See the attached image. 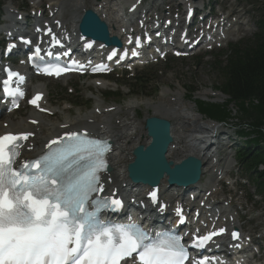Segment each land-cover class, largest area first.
Instances as JSON below:
<instances>
[{
  "label": "snow or ice",
  "instance_id": "6c2138e0",
  "mask_svg": "<svg viewBox=\"0 0 264 264\" xmlns=\"http://www.w3.org/2000/svg\"><path fill=\"white\" fill-rule=\"evenodd\" d=\"M65 70L59 65L46 69L49 75ZM14 76L18 73H9L4 91L22 96L19 89L9 88ZM41 98L38 94L31 103L39 107ZM30 135L0 136V264H125L130 259L134 264H186L189 256L179 236L162 233L161 239L149 242L151 237L141 226L100 218L102 208L123 206L119 199L94 196L103 191L99 175L106 168L103 141L70 132L53 140L46 154L25 160L20 142ZM58 143L63 146L53 150ZM217 234L198 237L197 245ZM232 235L239 238V233Z\"/></svg>",
  "mask_w": 264,
  "mask_h": 264
},
{
  "label": "bare ground",
  "instance_id": "6f19581e",
  "mask_svg": "<svg viewBox=\"0 0 264 264\" xmlns=\"http://www.w3.org/2000/svg\"><path fill=\"white\" fill-rule=\"evenodd\" d=\"M93 0H89V2H92ZM131 0H125V3H130ZM174 0H170L169 3H173ZM86 0H68L66 3H61V7L55 6L53 12L55 15L59 18L61 22H63L64 29H67V26L64 23V20L62 19L64 12H70L71 14V24L69 28V34L72 37H77L78 35V25L81 27V33L83 29V20L86 17L87 14H83L82 21L80 20L81 12H84V6H85ZM69 6V9L66 6ZM92 6L95 8L94 11H96L97 14L101 16L103 20H105L108 24V27L110 29V33L108 35V41H112L114 37H120V33H122L125 29H131V27H134L133 23L131 21L123 22L120 19V11L116 10L118 8V5H114L113 1L109 0H103L100 3H94L92 2ZM8 10L11 11V8L8 7ZM120 10V7H119ZM105 18H104V16ZM13 15H10V22H8L7 29L9 31H13L12 27H14L13 23ZM61 17V18H60ZM57 19V18H56ZM62 19V20H61ZM144 24V23H143ZM140 27V25H139ZM138 29V28H137ZM165 92L164 94H166ZM176 96L178 97V106L176 105H168L163 106V103L159 102V104H154L151 102H147L146 106L149 108H152L154 110V113L160 114V118L167 119L171 121V118L176 119V115L183 112V114L186 115L187 120L191 122V125H177L176 122L174 125V128L172 130V135L174 138L173 145L175 144V148H171L168 151L166 155L167 162L172 164L173 166H180L182 163V160L185 157L188 156H194L199 158L200 160L205 161V166L203 170V177L208 176V182L205 183V185H201L200 187L212 185L215 183L214 177H213V170H215L214 163L217 162L216 157L213 159H209L210 155L208 153H205L203 157L200 156L201 151L200 144H197V142L200 139H206L207 133L212 134L213 131L209 132L206 131V125L202 123L201 120L197 119V116L194 113H191L188 111V109L185 112V105L184 101L181 98L180 93H177ZM183 101V102H182ZM135 107V104H130L127 106L128 111H132V109ZM177 109V112H169L171 109ZM187 107V106H186ZM97 109H100L97 107ZM112 110V109H111ZM102 114L101 116L96 115L94 112H90L89 114L85 116H77L74 118H68L63 119L64 122H59L58 124H46L43 119H39L40 123L39 126L33 127L30 125L28 120H15L12 117H7L6 121L8 122V127H4L3 124L0 123V130L1 133H18V132H25L30 131L32 133H36L35 140L27 144V146L24 148V154L23 156L25 159L32 158L36 156L39 152H41L47 140L50 138H53L57 136L58 134H61L65 131L71 130V129H82L84 131H87L91 134L95 135H104L106 137L112 138L114 141V149H113V156H112V171L107 176V179L105 181V186L108 187V191H110V194L116 192V189L119 185L124 186L123 193L128 194L131 192L129 190V186L127 184V172L129 169V166L131 162L133 161V151L136 147L139 145H142L144 147L149 145V139L146 138V135L143 136L142 128L138 124L130 123L128 120L120 121L118 120L117 116L118 113L121 112L120 108H116V110L113 113H108L101 109ZM37 116V115H35ZM31 116L29 118L30 122L33 120H37L36 117ZM69 117V116H68ZM154 117V118H159ZM118 121L117 123L115 121ZM180 123V122H179ZM202 123V124H201ZM201 125V126H200ZM63 126H67V129L63 130ZM180 130H184L180 134ZM0 133V134H1ZM143 136V137H142ZM210 150V148H208ZM212 156V155H211ZM165 177L162 179L160 183H162L163 186H166L167 181L170 180H164ZM111 180L112 183H108V181ZM203 183V182H202ZM201 183V184H202ZM206 186V187H207ZM122 189V188H121ZM215 186L212 187V190L210 191V199L215 200V194H214ZM178 191L176 189H173L168 193V199H172L174 197H178L176 194ZM142 194H138L137 198H139ZM225 214V213H224ZM221 217V216H220ZM214 220L210 226H214L217 223L223 224V220L221 218ZM253 257V255L250 257V259ZM247 259L244 261H238L235 264H244L246 263Z\"/></svg>",
  "mask_w": 264,
  "mask_h": 264
},
{
  "label": "rangeland",
  "instance_id": "374dc122",
  "mask_svg": "<svg viewBox=\"0 0 264 264\" xmlns=\"http://www.w3.org/2000/svg\"><path fill=\"white\" fill-rule=\"evenodd\" d=\"M68 0H57L55 6L61 7V3H66ZM242 3L243 2H239L238 0H231V3ZM250 2L254 3V0H251ZM45 4L47 3L46 1L44 2ZM12 6L15 8H20L21 10H25L27 8H29V11L34 9V4L32 2V0H13ZM88 7H91V5L89 3ZM171 4V3H170ZM227 7H229V5H227ZM83 12H81L82 14ZM71 14L70 12H64L62 19L64 20V23L67 27L70 28V24H71ZM69 21V23L67 21ZM253 31L252 34H254ZM250 34L247 37H251ZM212 60L210 63L204 64V65H196L194 64V62L190 61V62H173L168 64L167 66L161 68V70H158V73H156V77L155 79L148 85V87L146 89H136V92L142 93V95H133L130 96L129 94V84L128 81L124 78L119 79L117 82V90H121V94H123V97H120L119 100H123L122 102H118V101H107V103L105 102L106 105H118V103H122V105L125 104L126 105L131 102L130 104H135V107H138L136 113L134 112V116L132 114V111H128L127 106H129L130 104H128L126 106V109L124 110V114H122L123 110L121 109V112L118 113V120L120 121H125L128 120V122L130 123H134V124H138L139 126H141L142 128V133L143 136L146 135L144 130H143V125L144 124V120L145 118H151V117H159L160 114H156L154 113V110H152V108H149L148 106H146L147 102H151L154 104H159V102L163 103V106H168L169 103L166 105V102L162 101V99L159 100V94H162L163 92L165 93V91H167L169 93V95H176L177 91H182L183 93H187V91H193L195 94L194 99H190V101L188 100V96L189 95H185V99H184V104L186 103L188 107H192L193 110L196 109V112L191 111V113H194L195 115L193 116H197L198 120H201L202 123L204 124H208L206 122L208 121H213L212 119L207 118L204 115H201V117L197 114V108L195 107V103L198 106V102H202L205 104H209V105H221L226 103L229 99H227L226 97L221 96V93H219L217 91V85H219L222 80H221V76L219 75L218 70L215 68L214 64H213ZM184 63V64H183ZM203 64V63H202ZM160 71V72H159ZM94 81L92 80H85L82 81L80 84V88L84 87L83 85L86 84L85 88H88L86 91H84V89H82V95H80V97H83L82 101H78V99H70L67 94H66V85L70 86V85H75L76 81L74 80H65L61 83H55V82H51V81H41V83H37L35 84L36 87L38 86H44L45 89H47L48 92V98L50 99V101L52 102V105L54 106V108H52L53 111L56 112L57 116L56 117H49L46 118V122L49 124L52 123H56V122H61L63 119H68V118H74L77 116H85L87 114H89L90 112H92V109L95 107V100H93V96L95 94L100 95V97L102 96V92L103 90L97 92L98 90L94 87L91 86L89 87L90 84H92ZM35 86H31V89H33ZM96 87H101L98 84H95ZM97 92V93H96ZM145 92V94H143ZM147 93V95H146ZM60 95L62 98L60 100V102L57 103V101H59V97L55 98L54 95ZM152 95V96H151ZM181 95V94H180ZM66 97H68L69 99H67ZM119 98V97H118ZM72 103L73 105H75V108L68 111L66 110V108H68L69 106L65 107V103ZM98 102V101H97ZM183 102V101H182ZM195 102V103H194ZM76 103V104H75ZM78 105H81L78 106ZM124 106V107H125ZM140 106V107H139ZM236 106L234 104L229 106V111L232 112V119L228 121L227 123H232L233 125L235 123L241 122L240 120L237 121L238 115L240 113L239 110H237L235 108ZM199 108V106H198ZM126 111L128 112V114L125 116ZM29 115V111H21L20 113L15 114L14 118L15 120H21L22 118H25ZM121 115V117H120ZM69 116V117H68ZM125 118L123 120H121V118ZM204 119V120H202ZM27 120V119H26ZM58 120V121H57ZM172 121H174V118H171ZM139 121V122H137ZM183 121H185L184 119L182 121H180V123H182ZM206 121V122H205ZM201 123V124H202ZM4 127H8V122L4 121L3 123ZM201 126V125H200ZM228 127H230V125H227ZM205 127V126H204ZM225 126H221V129L219 130V132H221L223 129H225ZM246 128V127H244ZM235 129V127H234ZM247 129V128H246ZM184 131V130H182ZM235 132V130H232L231 133ZM181 134V133H180ZM142 136V137H143ZM147 138V137H146ZM247 190H249V196L250 194H252V192L254 191L252 188H248ZM236 201L235 206L237 208H240V204L241 205H247V210H243V214H247L244 217V221L239 222L238 224L240 226H244L246 231H250V235L252 236V238L255 240L257 237L259 236H263L264 237V195H261V199L257 198L256 200H251V198L244 197L240 200L236 199L234 200ZM233 201V202H234ZM236 208V209H237ZM224 219L226 220V222L228 224L231 223L232 220H236L235 214H230V215H226V217H224ZM251 220V221H250ZM248 233V232H247ZM263 239V238H262ZM264 240V239H263ZM259 243H261V241H257ZM264 248V245L262 244V247ZM256 250L255 253L254 251H252L254 253L255 257H259V261H257L254 264H261V251H258L257 248H255Z\"/></svg>",
  "mask_w": 264,
  "mask_h": 264
},
{
  "label": "trees",
  "instance_id": "16d2710c",
  "mask_svg": "<svg viewBox=\"0 0 264 264\" xmlns=\"http://www.w3.org/2000/svg\"><path fill=\"white\" fill-rule=\"evenodd\" d=\"M215 68L222 80L217 89L227 95L229 100L221 105L199 101V112L209 119L225 123L233 120L229 106H236L240 111L237 121H241L235 123L238 135L250 138L249 142H245L246 148L236 152L237 158L247 170L256 171L264 165V21L251 42L236 47L227 61L216 63ZM146 84L134 86L145 89L143 87ZM134 94L142 95L139 92ZM256 174L259 176L258 182L263 186L264 172Z\"/></svg>",
  "mask_w": 264,
  "mask_h": 264
},
{
  "label": "water",
  "instance_id": "95a60500",
  "mask_svg": "<svg viewBox=\"0 0 264 264\" xmlns=\"http://www.w3.org/2000/svg\"><path fill=\"white\" fill-rule=\"evenodd\" d=\"M106 27L98 17L88 12L83 20L82 32L97 40H104L108 37ZM146 131L151 138V145L144 150L139 147L134 155L135 163L129 167L133 180L138 183L150 186L158 185L165 175L169 177L171 184L188 186L198 182L201 174V162L195 157L184 160L180 166L172 167L167 162L166 155L170 145L173 143L171 135V124L167 120L150 118L146 122Z\"/></svg>",
  "mask_w": 264,
  "mask_h": 264
}]
</instances>
